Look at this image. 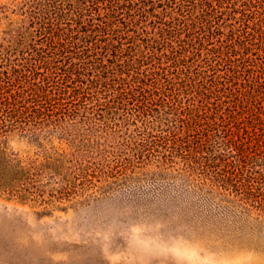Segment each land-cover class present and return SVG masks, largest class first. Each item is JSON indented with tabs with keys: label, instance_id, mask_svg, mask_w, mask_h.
<instances>
[{
	"label": "rangeland",
	"instance_id": "1",
	"mask_svg": "<svg viewBox=\"0 0 264 264\" xmlns=\"http://www.w3.org/2000/svg\"><path fill=\"white\" fill-rule=\"evenodd\" d=\"M20 1L0 0L9 9L0 19V87L6 94H22L26 109L18 124L29 126L38 103L31 90L50 75L40 60L54 49L47 32L30 35L26 42L4 37L10 21L16 28ZM116 2L100 1L98 11L90 13L109 19L108 8ZM202 3H210V13ZM123 4L117 7L115 31L105 35L110 53L125 71H144L150 84L177 96L190 86V98L183 100L187 97L181 94L182 101L199 110H174L183 117L176 132L180 137L203 142L208 133L220 130L230 136L241 130L236 141L264 144V0L254 6L247 0ZM78 30L72 32L75 38ZM66 36L75 45L76 39ZM67 57L77 62L74 55ZM159 68H165L164 78L154 72ZM57 71L63 78L65 70L59 66ZM52 109L42 110L51 123L62 114H76L72 123L77 124L92 111V117L107 112ZM68 123L72 130L75 126ZM76 127L73 136L41 135L51 152L64 149L80 158L65 166L63 202L46 207L0 192V264H264V215L182 175L157 172L147 157L115 141L96 140L95 151L77 154L90 143L80 136L85 126ZM9 137L10 152L28 156L44 148L16 131Z\"/></svg>",
	"mask_w": 264,
	"mask_h": 264
},
{
	"label": "trees",
	"instance_id": "2",
	"mask_svg": "<svg viewBox=\"0 0 264 264\" xmlns=\"http://www.w3.org/2000/svg\"><path fill=\"white\" fill-rule=\"evenodd\" d=\"M100 1L106 0H21L16 4L19 11L16 28L10 27V21L2 30L10 42H26L30 35L41 37L47 32L52 36L51 48L54 50L49 58L42 56L40 60L47 64L50 75L44 83L31 90L32 101L38 103L33 107L37 110L29 126L18 124L26 109L22 105V94H6L0 87V192L46 207L63 202L65 198L61 189L67 185V182L62 184L65 166L73 161L79 163L80 158L64 149L51 152L43 146L45 138L41 135L45 132L46 135L53 134L54 131L59 135L73 136L78 130L76 125L81 124L85 127L80 136H87L90 144L80 148L77 154L95 151L92 148L96 140L115 141L133 154L147 157L157 172L182 175L202 188L220 193L264 215V144L253 147L251 143L236 141L241 130L230 136L220 130L208 133L203 142L185 140V134L180 137L176 132L180 130L183 117L174 110H199L188 108V104L182 101L185 95L187 98L183 100L190 98V86H184L183 93L177 96L173 91L150 84L144 71L134 74L125 71L124 65L116 60L117 56L110 53V43L105 40V35L114 32L116 23L120 21L116 13L122 0H113L118 4L108 8L109 19L102 18L100 13L98 17L90 13L97 10ZM255 1L247 0L246 5L254 6ZM193 3L199 4L197 1ZM133 4L134 0H124L123 5ZM202 4L203 11L210 13V3ZM8 11L5 5L0 6V19L6 17ZM98 20L100 22H96ZM76 27L79 30L75 38L72 32ZM68 34L76 39L75 45L67 43L70 40L66 36ZM115 41L118 42L117 39ZM115 45L116 42L112 46ZM67 55H74L77 62L70 60L71 57L65 59ZM59 66L65 70L61 79L57 71ZM156 71L164 78L165 68ZM1 86L5 85L1 83ZM89 90L93 91L92 97L88 95ZM50 105L52 110L107 112L92 117L95 114L92 111L90 115L82 116L77 124L72 123L76 114L73 113L74 117L68 114V118L62 114L56 123H51L43 118L45 113L42 111ZM65 121L75 127L68 130L66 126L69 123ZM13 131L44 148L28 156L10 152L7 145ZM172 137L179 139L173 140ZM68 146L74 150L70 144Z\"/></svg>",
	"mask_w": 264,
	"mask_h": 264
}]
</instances>
